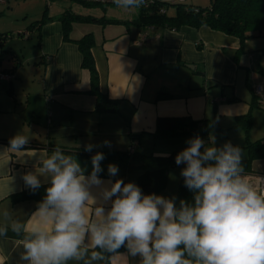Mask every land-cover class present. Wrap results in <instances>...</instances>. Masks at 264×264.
I'll list each match as a JSON object with an SVG mask.
<instances>
[{
	"label": "crops",
	"instance_id": "1",
	"mask_svg": "<svg viewBox=\"0 0 264 264\" xmlns=\"http://www.w3.org/2000/svg\"><path fill=\"white\" fill-rule=\"evenodd\" d=\"M211 2L185 0L183 3L203 8L210 6ZM140 7L125 9L110 4L100 6L99 11L75 13L118 22L72 23L69 41L64 40L59 20L67 9L48 13L40 30L30 32L31 36L37 35L38 59L43 69L38 81L40 93H36V97H41L42 106H35L30 94L22 93L21 97L29 100L25 111L31 107L37 117L46 114L45 126L31 124V119L26 123L24 116L16 118L18 95H14L12 82L16 74L12 68L0 70V74L12 76L10 79L0 78V226L10 225L12 220L27 221L36 210L34 201L12 203L9 199L10 195L28 189L22 175L35 171L38 166V156L18 158L15 154L3 153L10 138L18 133L29 137L26 149L38 152L47 149L51 153L60 146L63 151L75 152L72 155L86 169L85 175L91 173V157L97 152H129L133 147V153L127 158H105L101 162L103 171L98 175L104 182L103 187L109 186V180L116 179L136 184L142 173L140 155L168 156L172 152H180L181 147H188V138L184 140V146L177 137L155 140L152 134L158 117H190L201 122V132L207 133L208 137L212 131L218 133L214 135L216 147L231 142L244 149L245 132L237 119L250 114L248 139H264V108L256 104L258 98L253 92L256 85L264 88V54L261 52L264 47L254 52L246 50L248 38L240 50L238 38L206 25L197 28L183 25L177 30L152 26L140 28L132 24ZM173 10L170 7L167 13L173 14ZM88 34L94 40L92 55L100 90L117 101L116 112L94 111L95 98L88 94L89 72L81 67L82 54L75 43ZM5 95L15 102L14 107H5ZM133 136L136 138L132 139ZM219 139L221 141L217 142ZM104 141H109L111 146H104ZM88 144L94 145L91 152L84 150ZM109 164L118 166V174L114 177L108 174ZM184 167L182 163L170 168L166 187L155 194L175 197L177 206L181 199L192 202V192L186 196L178 195ZM251 173L264 174V159L253 161ZM40 179L42 185L48 184L43 177ZM11 188L10 195H5ZM92 191L93 195L99 196V189L93 188ZM105 207H110V203ZM5 211L9 213L7 218ZM16 239L10 227L6 236H0V264H26L19 259L22 249L16 246ZM69 264L82 262L70 261ZM97 264H138V258L117 254Z\"/></svg>",
	"mask_w": 264,
	"mask_h": 264
},
{
	"label": "clouds",
	"instance_id": "2",
	"mask_svg": "<svg viewBox=\"0 0 264 264\" xmlns=\"http://www.w3.org/2000/svg\"><path fill=\"white\" fill-rule=\"evenodd\" d=\"M113 3L127 9L142 6L144 0ZM28 143L29 137L18 133L3 153L38 156L35 171L22 179L35 192L43 177L46 195L27 221L0 226V236L9 227L15 234L22 249L19 259L26 264H97L117 254L138 258V264H264V177H249L241 147L231 142L216 147L214 140L206 145L198 135L187 140L175 163L186 165L181 175L193 201L181 199L177 206L175 197L145 195L122 179L103 187L98 175L102 152L91 157L92 170L85 175L76 157L60 146L51 153L38 152L26 149ZM103 144L111 146L109 141ZM93 147L88 144L84 150ZM107 171L114 177L118 166L109 164Z\"/></svg>",
	"mask_w": 264,
	"mask_h": 264
},
{
	"label": "trees",
	"instance_id": "3",
	"mask_svg": "<svg viewBox=\"0 0 264 264\" xmlns=\"http://www.w3.org/2000/svg\"><path fill=\"white\" fill-rule=\"evenodd\" d=\"M81 3L85 6H104L93 3ZM170 7L174 9L173 14L167 13V9ZM161 9H164L165 13H160ZM46 17L47 13L44 11L41 19L30 24L28 28L29 33L40 30ZM59 20L62 24L65 41L70 40L69 33L71 31L72 23L118 22L117 20L75 14L69 10L64 11L59 17ZM132 24L140 28L152 26L172 30H177L183 25H189L196 28L206 25L213 30L238 38L241 50L243 42L249 37H264V0H212L210 6L203 8L191 7L185 3L155 2L147 8L142 5L138 16L132 19ZM75 43L82 54L81 67L89 72L90 88L88 94L95 98L94 111L96 113L116 112L117 101L111 99L106 93L100 90L99 75L92 55V48L94 46L92 35H85ZM240 50H238V54L240 53ZM261 52L264 54V49H261ZM2 57L3 54L0 53V61L2 60ZM233 100H235V98L229 99L228 101ZM255 102L258 105V101ZM237 121L239 125L243 126L245 132L246 144L243 148L246 150V157L244 158L243 163L247 174H249L251 173L253 161L264 159V139L256 141H250L248 139L251 126L250 114L240 116ZM200 124V121L193 120L190 117H158L156 119V129L152 136L155 140H160L186 135L195 137L198 135L207 145L209 141L208 134L201 132ZM135 138L136 136H133L132 139ZM74 153L75 152L65 151V154L72 155ZM103 154L105 158L111 159H121L130 156L129 152L104 151ZM176 155V152H172L168 156L140 155L138 157L142 162L140 165L142 173L137 177L136 185L140 187L143 194H155L166 187L170 168L177 166L175 163ZM47 186L48 184L41 185V187L35 192H32L30 189H24L10 195L9 199L12 203L34 201L37 206V203L46 195L45 189ZM189 194H191V191L185 187L184 178L182 177L178 186V195L186 196ZM120 251H125V249L121 248Z\"/></svg>",
	"mask_w": 264,
	"mask_h": 264
},
{
	"label": "rangeland",
	"instance_id": "4",
	"mask_svg": "<svg viewBox=\"0 0 264 264\" xmlns=\"http://www.w3.org/2000/svg\"><path fill=\"white\" fill-rule=\"evenodd\" d=\"M60 9H67L74 13H91L93 10L99 11L100 6H85L76 0H0V53L3 54L0 61V70L12 68L15 71L16 78H13L12 82L15 85L14 95L15 97L18 95L16 97V105H19L16 118L24 116L26 123H29L31 119V124L38 123L45 126L44 120L46 119L45 113L40 114L39 117H37V114L34 115L31 107L25 111L24 108L29 104V100L21 97L22 93L25 95L30 94L33 96L32 101H34L35 106H42L41 97L39 95L36 97V93H40L38 81L42 76L43 70L38 59L37 35L31 36L28 28L32 22L41 19L44 11L48 14L59 12ZM249 38L245 46L246 50L249 49L254 52L256 49L264 47V37L255 36ZM38 65L39 67L37 68ZM17 70L19 72H16ZM8 85L7 83L6 89H8ZM3 99L5 107L10 105L14 107L15 102L13 103V100L10 101L7 95ZM31 115H33V118H31ZM217 134L215 131L210 132L208 143L212 140L215 141L214 138L216 137L214 135ZM186 138L190 139L188 136H182L177 137V141L184 146ZM220 141L221 139L217 140V142ZM184 149V147H181L179 151L181 152ZM245 153L243 154L244 157Z\"/></svg>",
	"mask_w": 264,
	"mask_h": 264
},
{
	"label": "built area",
	"instance_id": "5",
	"mask_svg": "<svg viewBox=\"0 0 264 264\" xmlns=\"http://www.w3.org/2000/svg\"><path fill=\"white\" fill-rule=\"evenodd\" d=\"M78 2H84V3H93V4H100V5H110V4H114L113 0H76ZM185 0H175L174 3H183ZM156 1L154 0H144L143 6L145 8H147L149 5L155 3ZM160 13H165L164 9L160 10ZM141 38H145V36H141ZM0 78L1 79H10L12 78L11 75L8 74H0ZM253 92L255 94V96L258 98V105L262 108H264V95H262V92H264V88H262L261 85H256L253 88ZM134 148H130L129 153H133ZM250 178L255 179L258 176L259 177H264V174H258V173H251L248 174Z\"/></svg>",
	"mask_w": 264,
	"mask_h": 264
}]
</instances>
